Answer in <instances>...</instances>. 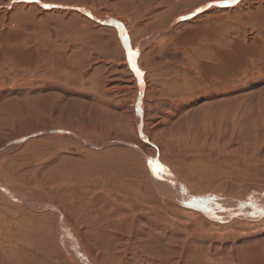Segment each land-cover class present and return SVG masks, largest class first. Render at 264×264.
<instances>
[{
	"label": "rangeland",
	"instance_id": "obj_1",
	"mask_svg": "<svg viewBox=\"0 0 264 264\" xmlns=\"http://www.w3.org/2000/svg\"><path fill=\"white\" fill-rule=\"evenodd\" d=\"M42 1L95 9L0 0V264H264L263 200L185 197L264 193V0Z\"/></svg>",
	"mask_w": 264,
	"mask_h": 264
},
{
	"label": "bare ground",
	"instance_id": "obj_2",
	"mask_svg": "<svg viewBox=\"0 0 264 264\" xmlns=\"http://www.w3.org/2000/svg\"><path fill=\"white\" fill-rule=\"evenodd\" d=\"M146 44L144 43L143 44V46H145ZM139 48V47H138ZM139 81H140V79H139ZM138 109H139V112L141 113V107H140V104L138 105ZM68 133H71V132H69V131H67ZM44 133V132H43ZM77 136V135H76ZM78 137V136H77ZM80 138V137H79ZM30 139V138H29ZM29 139H27V140H29ZM26 140V141H27ZM83 141V140H82ZM12 142H10L9 144H11ZM85 146H88V147H90V148H92V149H94V150H96V149H99V148H94V147H91V146H89L85 141H83L82 142ZM129 143V142H128ZM130 144H132V143H130ZM139 144V143H138ZM119 146H122V147H125V148H128V149H131V150H134V151H136V153H138V154H140L139 156L140 157H142V159L143 158H145V157H147L148 158V156L146 155V153L143 151V150H141L139 147L137 148L136 147V145H134V144H132V148L131 147H128V146H125V145H119ZM143 149V148H142ZM1 150V149H0ZM1 152H3L2 150L0 151V153ZM144 160V159H143ZM144 163H145V161H144ZM146 165V164H145ZM151 165L152 164H150V168H151ZM146 167H147V169H148V166L146 165ZM148 171H149V169H148ZM149 173H150V171H149ZM154 179H155V182H156V184L154 183V186H155V188L157 189V191L161 194V195H164V194H169V193H171L170 191H168V190H164L163 188H164V186L166 185V183H163L162 181H160V182H158L159 180H158V177L155 175V176H152ZM156 177V178H155ZM150 178H151V173H150ZM153 179V180H154ZM162 179V178H161ZM160 179V180H161ZM158 180V181H157ZM173 181H167V180H164L163 179V181H166V182H169V183H171L172 185H175V186H181L178 182H175V180L174 179H172ZM179 188V187H178ZM185 195H186V193H185ZM186 201L188 202V205H189V207L191 208V209H200V210H203L204 212H211V213H213V212H218V211H220V212H224L226 209H220V208H218V206H217V203L219 204H223V205H230L231 207H235L234 208V210H232V211H230L229 209L228 210H226V215H231V214H234V213H237L238 211H240V210H244V205L242 206L240 203L239 204H231V203H229V202H225V203H223V202H219V201H217V200H210V201H207V202H205V203H202V202H200V200H195V198H190V196L187 194L186 196ZM219 200V199H218ZM107 202H108V200H107ZM114 204V203H113ZM112 205V204H111ZM228 205V206H229ZM255 205V204H254ZM204 206H206V207H204ZM202 208V209H201ZM228 208V207H227ZM257 208L259 209H261L262 207L261 206H257ZM233 209V208H232ZM255 209L256 208H252V207H250L247 211H245L244 212V214L245 215H249L250 213H253V212H255ZM257 209V210H258ZM263 209V208H262ZM121 212V211H120ZM208 212V213H209ZM242 214V213H241ZM126 215L127 216H130L131 218H132V216L129 214V211H128V209H127V212H126ZM241 216H243V215H241ZM256 216V215H255ZM118 218L120 217V218H123V216L122 215H119V216H117ZM230 218H231V216H230ZM209 219H211V220H213V218H209ZM233 219H235V218H233ZM233 219H229V220H227V221H231V220H233ZM124 220V219H123ZM131 222L129 223V225H127V226H129V231L130 232H132V234L131 235H129L130 236V240H133V241H135L136 240V238L135 237H137V236H139V235H145L146 233H145V228L144 227H141L140 226V224H139V221H134L133 219L132 220H130ZM121 223H124L123 221H121ZM121 223H119V220H118V224H117V226H119V224H121ZM124 226H126V225H124ZM128 229V228H127ZM130 247H132V249H133V254L135 255L136 254V256L138 257V263L140 264V258H141V254L140 253H138L137 251H136V249L134 248V245L132 244V245H129ZM128 250V249H127ZM131 250V248H129V250L128 251H130ZM82 259H80V261H81ZM81 263H82V261H81ZM83 264H85V263H83ZM173 264H178V263H173ZM180 264V263H179Z\"/></svg>",
	"mask_w": 264,
	"mask_h": 264
},
{
	"label": "crops",
	"instance_id": "obj_3",
	"mask_svg": "<svg viewBox=\"0 0 264 264\" xmlns=\"http://www.w3.org/2000/svg\"><path fill=\"white\" fill-rule=\"evenodd\" d=\"M28 1H30L32 4H35V6H37L38 8H40V10H43V11H49V12H51V10H53V9H60V8H63V9H69V11L70 12H72V13H75L76 15H80V16H82L83 18H85V19H87V17L85 16V15H83L82 14V12L80 11V10H82V9H90V10H93V9H95L94 7H88V6H80V5H73V4H66V5H64V4H60V3H57V2H44V1H42V0H39V2H37V0H28ZM44 4H49V5H54V7H49V8H44L43 7V5ZM191 10H193V9H191ZM190 10V12H192ZM189 12V11H188ZM188 12H185V13H183V14H179L178 16L179 17H181V16H186L187 14H189ZM107 15V14H106ZM110 17H113L114 18V16H111V15H109ZM116 18V17H115ZM177 18V17H176ZM176 18H172L171 20L172 21H170L169 22V26H166L164 29H162L163 31H162V33L161 34H164V33H169V32H171V30L173 29L171 26H173L172 25V23H173V21L176 19ZM88 20V19H87ZM106 21L108 20L109 22H108V24H106V26L105 27H109L110 29H114V31H115V33H116V38L117 39H119V29H118V27H117V25H115L116 24V20H113V19H105ZM110 21L112 22V23H110ZM113 22H114V24H113ZM98 25V24H97ZM125 25V24H124ZM125 29L127 30V27L125 26ZM133 34V33H132ZM166 37V36H165ZM122 46H123V44H121ZM154 47V46H153ZM123 48H124V46H123ZM144 74L145 75H147V70H145V72H144ZM226 86V85H225ZM228 86V85H227ZM143 135H144V137L145 138H147V135H145L144 133H143ZM149 138V137H148ZM140 140V139H139ZM142 143V142H141ZM161 155V154H160ZM159 158L158 159H160V156H158ZM166 164V162H163V165L165 166V167H168L170 170H171V168H170V166L169 165H165ZM116 194L118 195V193L116 192ZM121 195V194H120ZM120 195H118V197L120 196ZM128 203H130V204H133V202L132 201H129Z\"/></svg>",
	"mask_w": 264,
	"mask_h": 264
},
{
	"label": "water",
	"instance_id": "obj_4",
	"mask_svg": "<svg viewBox=\"0 0 264 264\" xmlns=\"http://www.w3.org/2000/svg\"><path fill=\"white\" fill-rule=\"evenodd\" d=\"M110 23H112L111 21H110ZM113 24H114V22H113ZM62 133V134H71L72 135V133H68L67 131H65V130H62V129H58V130H52V131H46V132H44V133H37V134H33V135H31V136H29V137H27V138H23V139H18V140H16V141H14V142H12V143H15V142H20V141H25V140H27V139H29V138H33V137H36V136H38L39 134H46V133ZM75 135V134H74ZM75 138H77L78 140H80L81 142H83L82 141V139L81 138H79V137H77V136H75ZM111 144H117V145H125V146H128V147H133L132 146V144H130V143H128V142H126V141H114V142H112ZM106 146V145H105ZM107 146H108V144H107ZM4 148V147H3ZM101 148H99V149H96V150H100ZM1 150H3V149H1ZM0 150V151H1ZM144 159V161H145V164L148 166V169H149V171H150V173H151V175L152 176H154V173H153V171H152V169L150 168V163H149V161H150V159H149V157L147 158V157H145V158H143ZM163 180V179H162ZM185 192H187V191H185ZM190 194V193H189ZM191 196V195H190ZM264 201V193H261V194H259V195H257L255 198H253V199H251L250 201H248L245 205H244V210L242 211V210H240V211H238L237 213H234V214H232V216H231V218L230 219H233V218H241V217H243V216H241V215H244V212L245 211H247L250 207H252L256 202H259V201ZM49 207H50V205H49ZM193 210H195L196 212H199L200 214H202L203 216H206V217H208V218H211V217H214V214H212V213H208V214H205V212L203 211V210H200V209H193ZM242 213V214H241ZM260 218H262V217H264V212H262L261 213V215L259 216ZM256 219V218H255ZM257 219H259V218H257ZM224 222H228L226 219H225V221Z\"/></svg>",
	"mask_w": 264,
	"mask_h": 264
},
{
	"label": "snow or ice",
	"instance_id": "obj_5",
	"mask_svg": "<svg viewBox=\"0 0 264 264\" xmlns=\"http://www.w3.org/2000/svg\"><path fill=\"white\" fill-rule=\"evenodd\" d=\"M39 2V0H37ZM239 2V0H210L209 3L204 4L202 7L197 8L193 13H191L192 16L197 15L198 13L204 11L205 9H210L214 6H223V5H235ZM44 8H49V7H54V5H49V4H44ZM136 53L129 51L128 52V60H129V65L132 68V70L136 73L138 77L142 76L143 74L139 72V70L136 68L134 57ZM151 164L152 162L149 161ZM154 174H155V169H154Z\"/></svg>",
	"mask_w": 264,
	"mask_h": 264
}]
</instances>
